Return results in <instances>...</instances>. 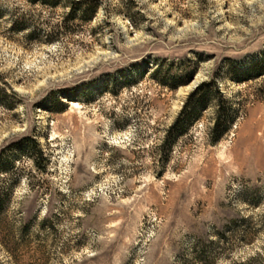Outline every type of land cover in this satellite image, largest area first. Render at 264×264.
Returning a JSON list of instances; mask_svg holds the SVG:
<instances>
[{
    "label": "rangeland",
    "instance_id": "rangeland-1",
    "mask_svg": "<svg viewBox=\"0 0 264 264\" xmlns=\"http://www.w3.org/2000/svg\"><path fill=\"white\" fill-rule=\"evenodd\" d=\"M60 3L0 0V154L34 139L45 156L7 154L0 264H196L217 231L212 264H264V76L233 81L264 63V0H99L68 31ZM215 79L230 131L212 143L210 104L164 161Z\"/></svg>",
    "mask_w": 264,
    "mask_h": 264
},
{
    "label": "trees",
    "instance_id": "trees-1",
    "mask_svg": "<svg viewBox=\"0 0 264 264\" xmlns=\"http://www.w3.org/2000/svg\"><path fill=\"white\" fill-rule=\"evenodd\" d=\"M33 4H41L42 6L56 9L61 4V0H31ZM67 10L66 18L64 19V25L61 27L65 31H68L76 22H91L97 15L100 3L99 0H70V3L65 5ZM264 64L263 62H254L247 69H244L240 72L237 71V77L233 79L234 82L238 84L245 83L250 80H255L264 76V70L260 69V65ZM161 69L158 67L152 73L153 77L161 74ZM167 79V77H165ZM166 79H157L159 85L169 88L171 90H177L178 88L187 85V83L177 82L175 85H170ZM212 94L217 98V102H211ZM210 104H213L215 107V123L212 129L211 135L213 136L212 143H218L222 137H224L231 129L233 118L231 102L224 96L218 82L213 80L210 83H204L198 87L188 98L185 103L182 111L175 120L174 124L170 127L168 132L167 139L163 146L164 151V161H170V155L173 149V142H177L183 136L188 135L192 122L198 118L203 111H206ZM231 115H230V113ZM170 138L173 140L170 141ZM16 150L20 153H26L30 158L35 162L39 159H45L44 152L40 148V145L34 139L24 140L21 143H16L10 146L9 148L3 150L0 154V174L9 175L12 174L10 168L14 169L15 162L8 159L7 154L9 151ZM24 170L22 169L21 172ZM16 182V181H14ZM9 189L3 190V195L7 197L8 192H5ZM2 190L0 191V208L5 204L3 195H1ZM238 222V221H237ZM235 222V223H237ZM217 241H211L210 243L205 242L200 239L196 242L194 247V262L196 264H212L211 256L215 255L217 250L227 249L224 247L225 242H228L230 237L222 231L216 232Z\"/></svg>",
    "mask_w": 264,
    "mask_h": 264
}]
</instances>
